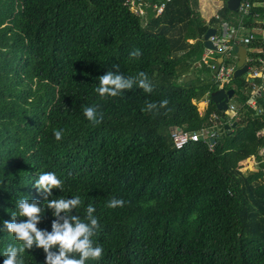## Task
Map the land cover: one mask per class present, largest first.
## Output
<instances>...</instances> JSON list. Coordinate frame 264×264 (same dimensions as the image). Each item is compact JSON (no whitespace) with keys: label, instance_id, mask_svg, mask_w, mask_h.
<instances>
[{"label":"trees","instance_id":"obj_1","mask_svg":"<svg viewBox=\"0 0 264 264\" xmlns=\"http://www.w3.org/2000/svg\"><path fill=\"white\" fill-rule=\"evenodd\" d=\"M126 1L0 0V228L18 199L44 204L34 184L52 171L63 191L49 199L79 195L81 217L88 204L96 210L104 252L88 264H264V101L260 114L247 109L250 86L236 79L223 90L234 91L237 117L212 104L200 115L193 101L217 89L196 78L211 72L201 62L202 38L217 20L205 23L197 0H172L159 16L151 5L140 16ZM246 1L243 27L263 32L247 50L264 51V0ZM219 17L235 27L240 20L227 6ZM134 49L139 58L129 55ZM113 65L125 76L145 72L153 91L101 99L98 78L117 71ZM189 74L195 80L185 84ZM164 99L159 115L143 110ZM94 104L104 114L99 125L83 114ZM215 112L233 126L216 127L212 151L202 140L174 149L171 128L197 131ZM57 129L65 132L60 141ZM253 156L259 171L242 173L240 163ZM113 196L125 205L107 208ZM53 219L45 209L38 228L51 231ZM9 245L19 242L0 231V264ZM23 258L45 264L35 246Z\"/></svg>","mask_w":264,"mask_h":264},{"label":"clouds","instance_id":"obj_2","mask_svg":"<svg viewBox=\"0 0 264 264\" xmlns=\"http://www.w3.org/2000/svg\"><path fill=\"white\" fill-rule=\"evenodd\" d=\"M132 58H139L141 52L134 49L129 54ZM117 71L109 70L101 75L95 92L101 99L123 96L126 91L134 87L146 93L153 91V83L148 75L140 71L134 76H125L119 73V65H113ZM168 99L159 103L146 102L144 111L159 115L161 109H167ZM170 110V109H169ZM83 114L93 125H99L104 120L100 105L94 104L83 107ZM63 129L54 130L57 141L63 139ZM34 187L44 195V204L39 200L28 197L16 201V210L11 213V220L3 222L0 231H7L14 235L19 245H9L3 252V264H25L23 253L34 246L43 249L45 264H88L89 260L99 261L103 257L104 248L95 237L100 229L99 218L94 215L95 208L88 204L85 216L78 214L84 201L81 196L72 198L60 196L49 199L53 189L63 191V180L52 171L40 172ZM125 200L113 196L107 201L106 207L116 209L125 205ZM45 209L52 211L54 219L51 221V231L38 228ZM76 212L74 215L73 212Z\"/></svg>","mask_w":264,"mask_h":264},{"label":"built area","instance_id":"obj_3","mask_svg":"<svg viewBox=\"0 0 264 264\" xmlns=\"http://www.w3.org/2000/svg\"><path fill=\"white\" fill-rule=\"evenodd\" d=\"M145 1L146 0H127L126 5H128L134 13L144 16L145 10L143 4ZM169 2H171V0H160L159 4L153 6L156 16L162 14ZM249 8V3L246 0H242L237 11L240 18L239 24L235 27L229 26L228 23H223L221 25L220 36L214 34V36L209 38V42L212 46L222 55H228L235 46L243 45L247 47L253 40H256L253 34H249V36L242 37L241 39L238 38L239 31L244 29L241 22L242 18L249 11ZM255 54L258 56L263 55L264 57V51H259ZM258 56L249 60L250 66L248 67L246 82L250 86L251 94L245 103V107L257 111V113L260 114L263 110L261 109V106H259V102L264 101V58ZM212 69L215 70V67H212ZM232 75V69L220 66L216 74L215 84L219 88L230 84L233 80ZM227 110L231 112L232 117H234L238 114L239 106L236 107L234 104L228 103ZM210 119L211 123L209 126H205L196 132H185L179 128H172L169 132V137L174 149L179 151L190 142L202 140L207 144L208 150L212 151V147L215 143L214 141L218 136L216 127L222 124H230V119L228 122H223L216 114L211 115Z\"/></svg>","mask_w":264,"mask_h":264},{"label":"crops","instance_id":"obj_4","mask_svg":"<svg viewBox=\"0 0 264 264\" xmlns=\"http://www.w3.org/2000/svg\"><path fill=\"white\" fill-rule=\"evenodd\" d=\"M172 1V0H171ZM228 1L229 0H197V8H196V12L199 14V16H200V18L205 22V23H209V21L211 20V19H216L217 21L213 24V25H211L208 29H214L215 30V33L214 34H216V36H220V32H221V25L223 24V23H228V25L229 26H235V25H233V24H231L230 23V21H226L225 19H223V18H220L219 17V13H220V11H221V9L223 8V7H225V6H227V8H228ZM160 3V0H156V2H154V1H152V0H146L145 1V3L143 4V8H144V10L146 11V9H145V6H149V5H151L152 7L154 6V5H156V4H159ZM215 3H217L216 5H214ZM228 10H229V8H228ZM230 12H232L231 10H229ZM232 13H235L236 15H238V13L237 12H232ZM231 15V14H230ZM239 16V15H238ZM240 21V20H239ZM207 32V31H206ZM205 32V33H206ZM249 34H253V32H251V31H249L248 29H245V27H244V29L243 30H240L239 31V34H238V38H244V37H247V36H249ZM204 36H205V34H204ZM204 36H203V38H204ZM253 36L256 38H262L263 37V32L262 31H258V34L256 33V34H253ZM203 38H202V44L204 43L203 42ZM256 38V39H257ZM188 43L190 44V45H193L194 44V41H188ZM203 47H204V45H203ZM241 48H244V49H246L245 51H242V54H243V56H245V62H242L241 64H240V66L239 67H237V68H234V67H232V65L231 64H229V65H227L226 63H225V61H226V56L227 55H222L220 52H218L217 51V49H216V51H209V50H207V49H205V47H204V50H205V53H204V55L202 56V59H201V62L203 63V65H205L207 68H209L210 69V71L213 73V76H215V78H216V75H214V71L215 70H213L212 69V67H215V69L218 67H220V66H223V67H226V68H228V69H232L233 70V73L236 71V70H239V69H242L244 66H247V67H249L250 66V64H249V60L251 59V58H254V55H256L257 56V54H255V53H257L258 51H250V50H247V47L246 46H243V45H238V46H235L234 48H233V50L230 52V53H232V52H234V51H236V50H238V49H241ZM229 53V54H230ZM218 58L216 61H215V58ZM220 57L222 58V61L219 63V61H220ZM212 61H215V64H210V65H208L210 62H212ZM218 63H219V65H218ZM200 67V65H196L195 66V68L197 69V68H199ZM247 73H248V70H247ZM247 73L243 76V77H241V78H238V79H243V80H245V82H246V77H247ZM193 74H189V75H187V76H185V78H187V77H189V76H192ZM194 76V75H193ZM195 78V77H194ZM232 79H233V75H232ZM234 80V79H233ZM236 80V79H235ZM190 81H194V80H188V82H190ZM187 82V83H188ZM187 83H185V84H187ZM214 86H216L217 87V89H216V91H218V90H223V87H225V86H223V87H221V88H219L216 84H215V81H214ZM215 91V92H216ZM225 91H227V90H225ZM213 93V92H212ZM210 91H208V92H206L205 93V95H204V98L200 101H193V103L194 104H198V103H202L203 104V109L201 110V111H199L198 110V108H197V110H198V112H199V114L200 115H202L203 113H205V111L207 110V108H208V105L209 104H211L210 103V96H211V94H212ZM250 97V96H249ZM232 98H234V102H229L228 101V103L230 104H234L236 107L237 106H239L237 103H235V96H234V94H233V97ZM249 99V98H248ZM247 99V100H248ZM228 103H227V108H228ZM214 106V105H213ZM215 108V107H214ZM216 110V109H215ZM217 111V110H216ZM218 111H221L222 113H226L228 116H229V118L230 119H232V118H234V117H237L236 115L234 116V117H232V113L231 112H229L228 110H218ZM213 114H216L217 116H219L220 117V120L221 121H223L222 119H221V115L219 114V113H211V114H209V120H210V122H211V119H210V116L211 115H213ZM228 118V119H229ZM228 121V120H227ZM227 121H225V122H227ZM205 127V125H202L198 130H200L201 128H204ZM174 128H176V127H174ZM172 129V128H171ZM170 129V130H171ZM180 129V128H179ZM181 130V129H180ZM197 130V131H198ZM183 131V130H182ZM170 132V131H169ZM185 132H190V131H185ZM191 132H196V131H191Z\"/></svg>","mask_w":264,"mask_h":264},{"label":"water","instance_id":"obj_5","mask_svg":"<svg viewBox=\"0 0 264 264\" xmlns=\"http://www.w3.org/2000/svg\"><path fill=\"white\" fill-rule=\"evenodd\" d=\"M242 0H229L228 1V8L232 12H237L239 4L241 3ZM215 30L214 29H208L207 32L205 33V36L203 38V45L205 49L209 51H216V48L212 46V44L209 42V38L214 36ZM222 61V58L220 57L219 63ZM218 63V65H219ZM248 67L244 66L242 69L236 70L233 73V79H238L243 77L247 73ZM218 67L214 71V75L217 74ZM188 80H195L194 76H189L184 79V83H187ZM234 91L229 90H218L216 92H213L210 96V103L214 105L216 110H227V103L228 101L233 97ZM225 128L229 129L230 127L233 126V124H225L223 125Z\"/></svg>","mask_w":264,"mask_h":264},{"label":"rangeland","instance_id":"obj_6","mask_svg":"<svg viewBox=\"0 0 264 264\" xmlns=\"http://www.w3.org/2000/svg\"><path fill=\"white\" fill-rule=\"evenodd\" d=\"M216 4L217 3H215L214 5H216ZM258 39H260V38H258ZM241 50L245 51L246 49H244V48L238 49V50H236V51H234V52H232L226 56V60L228 62H230L232 67H234V68L239 67L242 62H245V56H243ZM196 78L198 79L199 84H203V85H205V84L206 85H212V83H214V81H215V76H213V73L209 72L208 70H203V69L196 71ZM229 102H234V98H231L229 100ZM197 108L199 111H201L203 109V104L198 103ZM261 154H263V153L261 152ZM239 169L242 173L249 175V174H252V173L259 171V164H258L256 158L253 156V157L241 162L239 165Z\"/></svg>","mask_w":264,"mask_h":264}]
</instances>
